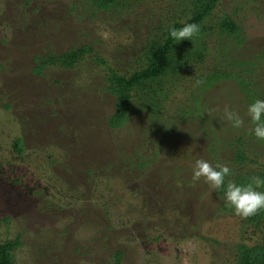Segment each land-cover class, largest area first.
<instances>
[{
  "label": "rangeland",
  "instance_id": "rangeland-1",
  "mask_svg": "<svg viewBox=\"0 0 264 264\" xmlns=\"http://www.w3.org/2000/svg\"><path fill=\"white\" fill-rule=\"evenodd\" d=\"M26 2L0 0V243L21 238L16 264H117L118 250L119 264H236V246L258 243L264 222L236 216L223 195L192 182V168L205 159L235 174L259 172L264 142L246 134V117L239 129L222 119L226 105L244 117L250 103L236 80L203 93L197 81L216 70L238 72L241 60L256 62L255 77L264 79V17L255 18L264 0H221L212 22L234 17L250 46L226 35L209 41L206 60L168 82L161 124L152 130L153 119L141 112L124 132L107 124L115 113L109 67L129 76L144 69L150 31L182 9L176 0H144L95 18L89 0ZM85 45L107 64L86 59L75 70L54 65L35 74L36 58ZM70 115L86 118L80 137L72 133L79 119ZM137 147L157 159L141 175L140 157L130 161ZM241 148L262 165L241 168ZM109 163L118 166L106 169Z\"/></svg>",
  "mask_w": 264,
  "mask_h": 264
},
{
  "label": "trees",
  "instance_id": "trees-1",
  "mask_svg": "<svg viewBox=\"0 0 264 264\" xmlns=\"http://www.w3.org/2000/svg\"><path fill=\"white\" fill-rule=\"evenodd\" d=\"M143 1L144 0H89V3L93 7L91 15L95 18L99 12L103 11L111 13L121 10L120 13H122L130 5H135ZM189 1L190 3H188ZM249 1L251 0H248V2ZM252 1L253 3L258 2V0ZM220 2L221 0H176V5L182 9H178V12H174L171 16L164 18L163 22L157 27V29L150 31L147 45L145 46L147 56L144 69L129 76L128 74L119 73L110 65V86L107 91L108 94H111L115 98V113L109 117L107 122L111 130L124 132V129L130 123V119L141 112L148 113L150 118L153 119L151 121L152 130L156 125L161 124L160 120L164 118L163 110L165 109V101L169 98L168 93L170 87L167 86L168 82L171 83L175 81L174 79L179 80L185 75L189 64L203 63L206 60V53L211 50L208 43L209 41L214 42L216 38L219 41H222L223 35H226L227 37L235 38L239 45L250 46V43L247 41L248 38L246 32H244L245 26L243 24L239 25L234 17L228 16L217 22L215 21V23L212 22L213 14L218 8ZM26 5H30V0H27ZM240 10L241 8H238L237 12ZM259 17H262L263 19L264 12L261 11L260 14L255 15V18ZM185 23L197 24L199 26V33L194 38V42L184 40L176 43V41L169 37V30L172 27L180 28ZM91 56H95V58H92ZM86 59H91L94 63H98L99 65L100 63L103 65L107 64L104 58L97 55L91 46L85 45L78 49L72 48L62 54H51L45 57L42 56L36 58L38 63L34 71L35 74L43 76L44 69L54 65L60 66L66 70H75L79 67V64H82ZM260 60L263 59L260 58ZM263 63L264 62L262 61L261 64L263 65ZM256 64V62L251 61H236L234 62V65L236 66V69H240L238 72L226 73L224 70H216L208 74L207 77L201 79V93L206 89L208 90L212 88L223 79H234L250 99V103L255 99H264V91L255 90L258 86H264V79L255 77L254 72L257 69ZM2 69L3 67L0 63V72ZM261 79L263 83H261ZM201 98H196V102H199ZM58 102L61 103L63 100L59 99ZM197 104L201 109L202 104ZM5 106L7 110L12 108L9 104ZM203 109L204 108L202 107L201 110ZM72 117L79 119V117L76 116ZM85 119L86 118L81 117V119L75 124L74 128H76V131L72 132L75 137H80L81 133L79 130L82 127V123L85 122ZM203 123L204 124L202 125H205L207 122ZM246 134L252 137L248 132H246ZM239 141L240 143L243 142L241 138L238 142ZM211 142L215 144L214 140H211ZM22 145V139L16 140L14 147L17 152L21 151ZM142 149V147H137L135 151L138 152H134L135 156L130 160L134 162L137 157H140V160H142L140 163H133L134 166L138 168V175H141L146 170L148 164L157 162V159L143 157V155H141ZM118 150L119 149H117V151ZM110 153L112 154V151H110ZM253 153H255V151H253ZM123 154L124 151L121 150L116 152V154H112V156L118 158V156L122 157ZM235 162L239 164L241 168L254 164L262 165L257 158L250 157L249 154L246 153V150L242 148L235 155ZM133 164L130 165V168L133 167ZM117 166L118 165L109 163L105 168L111 170L113 167ZM87 172L91 175L93 180L96 179L95 175L98 174L96 170L93 171L89 169ZM117 172L121 173L119 168ZM254 175L264 178V169L259 172L251 169L245 171L243 169L241 172L238 171V174H235L233 171V175L230 176L229 179L237 183H245L249 177ZM15 183H17V181H15ZM258 190L264 191V187ZM218 193L223 195L222 191ZM4 219L6 222L9 221L8 218ZM248 220L254 224L257 223L256 226H261L260 223L264 222V210L249 217ZM20 246H22V240L20 237L13 241L6 240L5 242L0 243V264H16L14 252ZM123 255L124 252L122 250L117 251V264L120 263ZM235 256L236 264H264V232L262 233V239L254 245L247 243L238 244L236 246Z\"/></svg>",
  "mask_w": 264,
  "mask_h": 264
},
{
  "label": "clouds",
  "instance_id": "clouds-1",
  "mask_svg": "<svg viewBox=\"0 0 264 264\" xmlns=\"http://www.w3.org/2000/svg\"><path fill=\"white\" fill-rule=\"evenodd\" d=\"M198 33L197 24L185 23L180 28L172 27L169 37L176 43L184 40L194 42ZM245 117L250 126L248 134L257 141H264V99H255L249 103L244 117L230 106L226 105L223 109V121L235 129L244 127ZM232 175L230 167L219 163L213 165L205 159L196 160L192 168V182L195 184L203 180L212 190L222 191L225 206L231 208L236 216L247 219L264 210V191L258 190L264 187V178L254 175L245 183H237L229 179Z\"/></svg>",
  "mask_w": 264,
  "mask_h": 264
}]
</instances>
